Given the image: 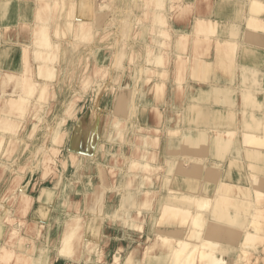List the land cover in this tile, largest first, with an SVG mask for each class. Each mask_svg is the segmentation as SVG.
<instances>
[{
    "label": "bare ground",
    "instance_id": "6f19581e",
    "mask_svg": "<svg viewBox=\"0 0 264 264\" xmlns=\"http://www.w3.org/2000/svg\"><path fill=\"white\" fill-rule=\"evenodd\" d=\"M111 1L117 4L119 0H110L107 3L105 0H0L1 14L7 16L8 13H13L17 9L20 15V19H18L20 31L28 30L31 33L30 37L15 42L5 36L6 43L0 45V153L5 154L11 149H21L19 143L21 139H30L28 138L29 132L23 134L21 133L22 129L31 123L33 130H36L38 122L42 120L43 117H40L38 110L47 100L43 99V96L48 92L51 93L50 86L53 82L55 69H68L72 65V61L79 58L76 54H71L79 52L82 47L88 45L91 38L96 36V32L88 29L89 25H93L95 22L89 19L90 24L86 26V21L81 19V13L79 15L74 13L78 4L91 16L96 12V19L107 22L106 24L114 20L122 22L123 35H130L132 34L130 30L134 28L135 24L140 23L141 7L145 4L155 3V8H157V24L155 26L161 29L157 28L158 32L152 36V39L156 41L154 52H145L142 62L135 63L133 66L134 70L136 67L139 68L138 76H142L138 77L135 83L133 82L134 84L126 89L129 94L125 102L126 105L123 106V114L128 127L124 129L121 126H124L122 120L109 125V130L106 132L107 139L102 145L103 148L98 151L108 155L107 165L104 164L102 168L109 171L111 176L117 170V163H115L117 158H122L126 163L124 166L127 167H122L118 177L121 182L118 181V184L114 185L115 187H108V183L105 185L95 183L96 189L94 190L95 197L103 196L105 198L113 192L114 194L120 193L118 200L121 205L125 206L111 209L116 213L124 212L125 215L122 217L116 215L115 219L121 220L128 226L132 224L144 231H140V239L133 241L126 237H114L113 240L118 244H115L118 252H115L111 262L106 264H247L256 252V249L252 247H255L258 239L259 241L264 239V220H258L256 217V212L264 209V204H262L264 201V180L258 181L257 174L251 176V169L246 171L244 168L242 169L244 161L240 155L244 151L245 165H248L250 161L255 166L264 164V69L241 65L236 59V55L239 51L242 54V60L249 61L248 59L252 58L255 61L257 59L256 62L259 65L261 61L258 59L260 56L256 52L257 49L237 43L240 41L237 38L240 33L239 23L216 20L204 13H197L194 18V28L190 32L187 22L190 17L189 0L188 3H182V0H133L134 3L136 2L134 10H131V6L126 3L127 0H124L122 8L116 5L117 10L109 12L108 10H112L110 8ZM206 1L208 3L209 0H202V2ZM246 5L244 13H242L243 6L238 7V22L245 20V14L247 25L250 28L264 30V20L259 16L264 13V0H246ZM177 6H180L181 11L177 10L178 13L175 14L172 11ZM21 11L26 12L21 15ZM49 11L55 12L56 15L60 13L61 17L64 16V20L59 21L60 25H56V21L52 22L54 21L51 19L52 14H47ZM73 16L74 18H72ZM174 17L185 21L186 26L183 30H175L171 19H175ZM32 21L35 22L30 24ZM56 26L60 35L54 36L52 28H56ZM167 27H172L175 31L168 32L164 29ZM59 28L68 31H60ZM96 28L94 27V30H97ZM229 28L231 36L224 37L223 35ZM101 29L104 33H108L109 29L112 30L109 24ZM75 30L76 34H74ZM142 31L144 33L142 38H145L147 30L143 28ZM160 37L175 38L170 41L172 48L177 49L170 56L174 68L169 70L162 68L164 60L167 59L163 51L171 50V48L163 47L162 44H165V40ZM129 40L136 41L132 38ZM117 41L120 55L116 56L119 52L115 51V56L110 64H101L95 57L92 60L93 63L89 64L88 71L82 69L85 78L82 80L84 89H79L71 95L67 105L68 109H66L70 111L69 117L63 115L58 119L56 126L50 130V141L46 145H39L40 156L36 164L31 167L33 176H36L37 172L42 174L44 169L50 170L53 167L55 162L53 155L60 150L56 143L60 141L64 127L70 119V109L74 105L73 111L79 107L77 103L86 97L91 81L98 86L99 101L96 103H102L100 100L102 95L108 93L109 87L117 84L118 76L116 75H120L122 72L126 73L127 63L126 61L122 63L121 59L125 49L127 51L125 46L127 41L121 37ZM192 41L195 54L190 57L186 48L188 42L191 44ZM63 43H65L64 47ZM215 43L217 44L215 45ZM204 44H207V54L209 49L215 47L216 57L211 61L204 59L203 54L200 55L204 51ZM142 45L149 46L146 42ZM58 51L70 54L58 53L55 55L54 53ZM92 51V55L95 56L99 49L94 47ZM19 53L22 54L21 69L14 71L11 69V63L14 55L17 56ZM128 53L125 56L129 60H133L132 55L128 57ZM45 55H47L46 58H44ZM127 58L126 60H128ZM54 59L61 60L64 66L60 63L57 67ZM186 62H190V65L187 66L189 70L184 67ZM104 66L111 69L110 76L108 77V71L106 73L108 79H99L97 78L98 73H101ZM153 68H158L160 78L173 70L176 75L184 74L186 83L177 79L176 86L169 90V95L173 93L174 96L180 97L179 94L182 92L187 95V90L190 88L188 97H191V101L182 103V101L176 100V103L155 106L160 110H156L155 113L163 119L160 122L162 127L151 128L146 123L150 121L145 119L144 123H140L133 114L130 115V107L132 103H137L138 107H147V116L150 114L148 106H151L152 103L148 102L147 92L145 91V94L142 95H138L137 92L142 91L144 80H146V70ZM219 69L227 75V83L224 85H218L215 80H211L213 73ZM239 70L242 72L237 79L236 71ZM189 71L192 73L187 78L186 75ZM58 76L59 74L56 73L55 77ZM85 76H89V81ZM236 79L240 83L238 86L234 85ZM114 81H116L115 84ZM194 83L206 84L207 87L193 90ZM165 90L163 87L162 92ZM237 92L241 95L235 96ZM204 94L207 95V103H197L194 100ZM161 98H164L165 101L172 99L171 96L165 97L162 94L158 97L163 101L161 103H165ZM236 99L239 103L236 102ZM47 101L49 103V100ZM91 111L92 114H96V117L102 116L104 112L95 106ZM185 111H190L193 115L185 121L183 118L180 119L181 122H176L175 126L171 127L170 124L176 119L172 115L168 118L165 117L174 112L182 115ZM112 117L113 120L117 119L116 115H112ZM237 124L238 126H236ZM151 131L156 134H152ZM127 132H129L128 135ZM169 133L176 135L177 147L174 148L176 150L169 149L170 144L173 145ZM138 136L140 142H136ZM160 138H162L160 144L157 142L155 145V142ZM163 141L166 143L162 144ZM96 144L101 145L98 142ZM77 147L76 144L68 154L60 152V155L62 154L66 161H71L74 165L79 156L89 155L88 152L78 151L77 153ZM0 164L6 165V161H1ZM24 168L22 166L21 170L15 174L16 178H23L21 176L23 174L20 172L24 171ZM102 177H104L103 174ZM87 178L88 182L95 180L91 175ZM115 178L113 175L112 179ZM94 182H92L93 185ZM39 184L42 187L43 182L41 181ZM30 185L27 183L20 186V192L17 194L19 209L34 204V193L29 191ZM69 186H63L62 196L65 200L70 193ZM230 186L234 190L229 189ZM41 190L43 194L50 192V189L46 187ZM83 190L75 191H79L85 196L93 191L90 188L86 191ZM154 196L155 200L152 198ZM238 197L242 202H238V206L232 205V202L237 201ZM3 204L0 201V206H4ZM41 209L44 208L41 207ZM105 209L106 202H98L94 206L96 213L85 211L88 220L80 214L70 213L65 220L67 228L62 235L59 250L61 257L59 254L55 255L53 260H49L48 263L80 264L81 261H84V264H100L98 259L101 250H98L96 256L93 252L95 243L99 244L86 239L83 229L89 221L92 224L97 223L96 226L100 225L99 221L105 216V214L102 215ZM38 212L39 210L35 208L34 214L40 217V212ZM131 213H136L137 216L141 214L136 218L140 221L136 222L131 217ZM148 216L151 218L150 221H147ZM144 218L147 219L146 222L141 221ZM34 222L38 226L46 225ZM251 226L255 230H252ZM119 230L122 233V230L125 229L119 228ZM125 231L129 232L130 230ZM18 233V229L13 228L8 233V241H0V264H12L14 261L20 260V256L23 254L21 248L24 239L19 236L24 235ZM239 234H243L244 237L239 239ZM104 243H109V240H104ZM77 246H82L84 252L83 256L76 260L74 259V249ZM230 247L234 248L231 252ZM40 248H42L41 245L35 247L34 253L28 256L38 257L40 253H37L36 250ZM121 248H125V252H120ZM123 253L127 256L126 259L121 255ZM233 253L234 255H232Z\"/></svg>",
    "mask_w": 264,
    "mask_h": 264
},
{
    "label": "rangeland",
    "instance_id": "374dc122",
    "mask_svg": "<svg viewBox=\"0 0 264 264\" xmlns=\"http://www.w3.org/2000/svg\"><path fill=\"white\" fill-rule=\"evenodd\" d=\"M99 1H103V0H99ZM110 0H105V3L109 2ZM123 1L124 0H119L117 2V4L113 1H111V5L110 8L112 10H108L109 12H113L115 11L116 5L120 8H122L123 6ZM188 0H182L183 2H187ZM115 3V4H114ZM126 3L128 4V6H131V10L136 9L134 4H136V2L134 3L133 0H127ZM188 3V2H187ZM184 3V4H187ZM148 4V3H147ZM127 6V5H126ZM180 7V6H179ZM178 6L176 7V9L174 8V10L172 11L173 13L177 14V10L181 11V8H179ZM142 10L141 11V18H140V23L139 24H135L134 28L132 26L133 29L130 30V35L128 34H124L122 33V29H121V25L122 22L120 23L119 21H111L108 22V24L110 25V27L112 28V30L109 29L108 33H104V31L101 29V27L103 26H107L108 24H106L107 22H103L101 20H97V15L95 14L96 12H94L93 16H91L86 10H83V8L78 4L77 5V10H74L75 14L81 13V19L83 18L86 21V26H88L90 24L89 19H91L92 21H94L95 23L93 25H89L90 27L88 29L96 32V36H94L93 38H91L92 40H90V42H88V45H85L84 47H82V49L79 50V52L71 54V55H77L79 58L77 60H73L72 61V65L65 70H60V69H55V75L53 77V82L51 87V93L48 92L46 95L43 96V99L46 98L48 101L46 100V102L42 105V107H39L38 110V114H40V117H43L42 120L40 122H38L37 128L36 130H33V126L31 127V123L29 125H25L22 129L21 133H26L29 132V137L30 139H21L20 146L21 149L18 150H14L11 149L9 151H7V153L5 154H1L0 153V162L1 161H6V165H1L0 164V201L3 202L4 206H0V241H8V233L11 229L13 228H17L19 231V235H24V236H19L20 238L23 237L24 241H23V247L21 248L23 251V254H21L20 256V260L19 261H14L12 264H49V260H53V258L55 257V255H60V252L58 251L59 249V245H60V238H59V234L61 231H63L64 227V231L66 230V223L64 225V218H61L59 223L52 228V230H50L48 227L47 229L46 227V221L48 220V210L47 207H45V205L40 204V206L44 209H41L40 206H38V204L36 205V210H39L40 214L38 217L40 221H36V222H41V223H45V226H38L36 225V223L34 221H32V219L30 218V212L33 206H35V204H31V205H27L24 209H19V202L17 200V194L20 192V186L21 185H25L27 183H30L31 185L29 186V191L32 193H34L39 187V182H47L48 184H52L49 183L53 180L56 179V181L59 179H64V186L66 185H70L68 188L69 196L68 198H72L76 192L79 196H85L82 193H79V191H75L77 189L86 191L89 190L90 188V183L87 184V187L85 188H74L73 185H75V181L78 179L80 180L81 178L87 180L88 176L91 175V177L93 176L91 174V171L94 167V165L98 164L100 168H102L104 166V164L107 165V157L108 155H106V153H102V151L98 152L99 150H101L102 145L104 144L106 138V132L109 130V125H112L113 123H115L116 121L122 120V123L124 124L121 125L124 129H127L128 125H127V120L124 117V114H114L111 113L110 111V106L113 104L112 101L113 99H115L118 94L122 93L121 89H123L122 87L127 86L130 82V80H132V84L131 86L135 83V80L142 76H138V71L139 68H135L134 70V64L135 63H139L142 61H138L136 62V58L138 56H142L141 60H143V56L145 54V52H154V48L156 46V41L152 39V36H154L158 31V29H161L160 27L156 28V14H157V8H155V3L153 4H149L145 6L143 5V7H141ZM145 8V9H144ZM26 12V11H21V15ZM184 13V12H181ZM47 14H52V22L55 23L56 21V25H60L59 21H63L64 20V16H59V14L56 15L55 12L53 11H49V13L47 12ZM46 16V13H45ZM264 16V14H263ZM74 18V16L72 17ZM78 18H80V16H78ZM104 18V17H103ZM175 18V17H174ZM102 19V17H101ZM173 21V18H171ZM89 22V23H88ZM169 22L171 23V20L169 19ZM103 23V24H102ZM55 25V24H54ZM99 26V27H98ZM94 27H97V30H94ZM143 28L147 30V36L145 38H142L143 36ZM54 30V36L56 35H60V33L57 30V26L56 28H52ZM166 31L171 32V31H175L172 27H167L164 28ZM60 31L63 30H67L64 28H59ZM68 31V30H67ZM65 31V32H67ZM72 31V29H71ZM104 33V34H103ZM137 33V34H136ZM76 34V30L75 33ZM167 35V33H166ZM164 35V36H166ZM125 38L127 43H125V46L127 48V51L125 49V53L122 56L121 62L125 63L126 60V53L131 51V55H132V59L133 60H129V63L131 64L130 67H132V69L130 71H128V73H130V76H127L128 73L125 71L126 73H121L120 75H116L118 76V81L117 84L109 87L108 88V93L102 95L101 97V102L102 103H96L99 101L98 99V86L96 83H94L93 81H91V86L89 87V92L87 93L86 97H83L82 100L80 101L79 107L73 111V107H71V116L69 121L67 122L66 126L64 127L63 130V135L60 138V141L56 143V145H58L57 147L60 148V150H58L57 154H54L53 156L55 157V162L53 163V167L48 170V169H44L42 174L40 173H35L36 176H33L32 172H31V167H33L36 162L38 161V158L40 156V153L38 148L39 145L41 146L42 144L48 143L50 141V130L51 128H53L54 126H56L57 124V120L60 119L63 115H70V111H67L66 109H68L67 105L69 103V98L71 97V95H73V93H75V91H78L79 89H84V85L82 83V80H84V76H83V72L82 69L84 68L85 71L89 70V64L93 63L92 60H94V58L96 57V59H99L101 64H110L113 61V58L115 56V51H118L119 53H117L116 56L120 55V51H119V45L117 44V39L119 38ZM130 38L136 40L135 42H133V40H129ZM161 38V37H160ZM164 39V43L162 44V46H167L166 48H171V50H166L163 51V54L167 57V59L164 60V66H162V68H166V69H170V68H174V63L172 62L173 60H171L170 56L173 53V51L175 50L174 48H172V43H170L171 40H175V38H168V37H164L161 38ZM142 40V41H140ZM92 41V42H91ZM132 41V42H131ZM139 41V42H138ZM144 42H146L147 44H149V46H145L142 45ZM218 42V41H217ZM132 43V45H130ZM217 43H215L216 45ZM138 45V46H137ZM191 44L188 42L187 48L186 50H189V46ZM207 46V44H205ZM65 46V43H63V47ZM206 46L204 47V51L207 54V50H206ZM96 47L99 49L98 53H96L95 56L92 55V49ZM124 47V46H123ZM63 49V48H62ZM97 50V49H96ZM177 50V49H176ZM175 50V51H176ZM204 51H202V53H200V55H204ZM58 53H62L60 51L54 53L55 55H58ZM63 54H70L69 52L67 53H62ZM26 55V54H25ZM47 55L44 56V58H46ZM125 56V57H124ZM190 56V55H189ZM189 56H186L187 58H189ZM207 56V55H206ZM105 57V58H104ZM173 57V56H172ZM109 59V60H108ZM108 60V61H107ZM54 63L57 65V67L60 65L61 60L59 59H54ZM127 63V65L129 64ZM63 64V63H62ZM95 65V62H94ZM188 65H190V62H186L184 64V67L189 70V67H187ZM64 66V64H63ZM104 68V69H103ZM101 69V73H98L97 78L99 79H106V73L109 71V75L110 76V68H106V66H104ZM12 69V68H11ZM13 70V69H12ZM147 72L145 73L146 75V80H144L143 86H142V91L137 92L138 95H142L145 94V91L147 92L146 95L148 96L150 93L153 95V103L150 104L149 111H152V118H154L155 120H153V122L150 120V122H146L151 128L154 127H162L161 125V117H159V114L155 113L156 110L160 111L157 107V105H162V104H170V103H176V100H178V97L174 96L173 93H171V95H169V90L172 88H174L176 86V81L177 79H181L182 82L186 83V79H185V75H176L175 71L173 70V75H174V80H173V87L172 85L169 86L168 84H171V73L170 71L167 72V74L163 75L162 78H160V76L158 75V68H153L152 70H146ZM56 73L59 74L58 77L56 76ZM188 73V72H187ZM133 74V75H131ZM188 75H186L187 77ZM87 78V80L89 81V76H85ZM56 78H58V80H55ZM60 78V79H59ZM132 78V79H131ZM189 78V77H187ZM108 79V78H107ZM185 79V80H184ZM202 80V78H201ZM162 81H166L165 83H163ZM134 82V83H133ZM114 84L116 83V81L113 82ZM161 83V84H160ZM131 86H128V88H130ZM165 87V91L162 92V88ZM161 91V92H160ZM165 95V97H172V99H168L167 101L164 100V98H161L164 100L165 103H161L163 102L162 100L158 99L159 96L161 95ZM180 95H186V93H180ZM241 95V93H235V96ZM89 96V97H88ZM105 97V98H103ZM175 98V101L173 102V98ZM181 97V96H180ZM179 97V98H180ZM191 97L188 98L187 101H182V103H188ZM197 101V103H207V95H200L198 97V99H194ZM136 101V100H135ZM155 101V102H154ZM149 102V101H148ZM150 103V102H149ZM137 103H132V106L130 107V115L133 114L140 123H144L145 119L149 121L148 117L146 115V108L144 107H138L136 105ZM140 104V103H138ZM98 107L101 110H104L102 116L100 117H96V114H92V107ZM124 110V109H122ZM185 113V114H184ZM182 115L181 114H177V112L174 113H169L165 118L171 117L170 115H172L176 121L172 122L170 124V126L172 127L173 125L175 126L176 122H181L180 119H184L187 120L188 118H190L193 114L190 111H185ZM112 115H116L117 119L113 120ZM150 115V116H151ZM187 115H189V117L187 118ZM171 119V118H170ZM180 120V121H179ZM34 121H36L34 119ZM117 123V122H116ZM238 126V124L236 125ZM104 127V128H103ZM121 127V128H122ZM102 130V132H101ZM127 131V130H126ZM137 132V131H135ZM79 137H78V135ZM129 132H127L128 135ZM152 134H156L154 131H151ZM76 135V136H75ZM170 136V140H173V145L170 144L171 146L169 147L172 148L173 150H176L174 148H176L177 146V139H176V135L174 133H169ZM78 137V140L76 139ZM172 137V139H171ZM140 142V137L138 136V139L136 142ZM162 141V138H160L159 140H157L155 142H158L160 144V142ZM99 143L101 145H97L96 143ZM78 145V147L76 148V152L78 153V151H82V152H88L89 155L88 156H79V159L77 161V163H75L73 165V163H71V161H66L64 159V156H62L61 153H65L68 154L69 150H71V148L74 145ZM44 148V146H42ZM36 152V153H35ZM139 154V153H136ZM60 157V158H59ZM113 160V159H112ZM115 161V160H114ZM114 163V162H113ZM117 163V170L115 172H113L112 174L114 175V178L116 176V178L113 180L112 182H114L113 184L116 186L118 184V181H120L118 179L119 175H120V171L122 170V167H127L124 166L126 163H124V160L122 158H117L116 162ZM250 163V164H249ZM248 163V170L251 169L250 174L251 176H253V174H257V178L259 177V180H261V176L260 174L264 173V164L255 166L253 162H249ZM24 166V171H21L20 173H22L23 175H21L23 178H16L15 174L18 173L21 170V167ZM129 167V166H128ZM244 168V166H242V169ZM110 173V172H109ZM40 174V175H39ZM111 175V173H110ZM112 175V176H113ZM41 176V177H40ZM87 176V177H86ZM111 176V178H112ZM34 177V179H33ZM30 178V179H29ZM92 178H97V177H92ZM101 179H105L101 176L99 177ZM51 180V181H50ZM258 181H255L256 183H258ZM121 182V181H120ZM37 183V184H36ZM242 185H244V182H242ZM158 187V186H156ZM96 189V187H95ZM229 189L234 190V188H232V186L229 187ZM48 194V193H47ZM49 194H52L51 192H49ZM120 194V193H119ZM153 195V194H152ZM151 195V196H152ZM67 198V199H68ZM153 200H155V196L152 197ZM71 202H68L66 200H64L63 202V207L67 208L68 213H70L71 211H73L74 209V200L70 199ZM238 202H242V200H240V198H237V201H233L232 205H237L238 206ZM71 203V204H70ZM262 204H264V201H262ZM79 205H75L76 210L80 212L83 211L84 214H80V213H76V214H80L84 217L87 216V214H85L86 209L88 210V203H84L82 209L79 208ZM115 206V207H114ZM117 206H125V205H121L117 203H113L112 200V204L110 206V210L109 214L111 215V223H113L114 225L119 226V228L121 229H125V230H130L125 231L122 230V233L120 232V230L117 231L116 233V237H123V238H128L130 240H136V239H140L139 235L137 234L139 231H144L143 229L141 230L140 228H137L136 226H133L132 224H130V226H128L127 224L123 223L121 220H116L115 217L117 215V217H122L124 216V212L119 211L118 213H116L113 209L117 208ZM113 208V209H111ZM245 208V207H244ZM113 210V211H112ZM246 211V210H245ZM38 212V213H39ZM131 217L135 219V221H140L139 219L136 220V218H138V216H141V214H137L136 213H131ZM10 215H12L10 217ZM61 216L63 217V214H61ZM245 216V215H243ZM46 217L47 219H45L46 221L43 220V218ZM50 217V215H49ZM256 217L258 218V220H264V209L257 211L256 212ZM147 218V217H146ZM144 218V220L142 219L141 221L146 222L150 221L151 218L148 216V218L146 219ZM132 225V226H131ZM135 228V229H134ZM138 229V230H136ZM252 230H255L253 226H251ZM45 232H47V234H45ZM48 232H50V234H48ZM242 237H244L243 234H239L238 238L241 239ZM108 240L113 241L112 237L111 239L108 238ZM225 240V239H223ZM229 241V240H228ZM231 242V241H230ZM128 244V242H127ZM39 245L42 246V248L37 249V253H40V255L38 257H30L28 255H32L34 253L35 247H38ZM110 247V246H109ZM254 249H256L255 255H252V260H249L247 264H264V239L259 241H257L255 247H252ZM103 249V248H102ZM100 252L99 254V259L98 262L100 264H106V263H110L111 260L113 259V255L109 254L105 249ZM233 247H230L229 250L231 252V250H233ZM44 250V251H41ZM91 250V249H90ZM94 250V248H93ZM122 248L120 250V252H122ZM118 252V251H116ZM64 255V254H63ZM121 255H124L121 254ZM231 256V254H229ZM234 255V253L232 254ZM78 257V256H77ZM77 257H75L74 259H76ZM124 257V256H123ZM127 257V256H126ZM67 259V258H66ZM84 261H81L80 264H84ZM144 263V261H143ZM73 264V263H72ZM245 264V263H244Z\"/></svg>",
    "mask_w": 264,
    "mask_h": 264
},
{
    "label": "crops",
    "instance_id": "0c3cea01",
    "mask_svg": "<svg viewBox=\"0 0 264 264\" xmlns=\"http://www.w3.org/2000/svg\"><path fill=\"white\" fill-rule=\"evenodd\" d=\"M240 5L243 6L242 13H244L245 12L244 9H246V7H247L246 0H209L208 3H207V1L202 2V0H189L190 17H188V21H187L188 22V29L190 32L193 30L194 25H195L194 18L196 17L197 13H199V12L204 13V14H206V16L212 17L216 20L232 21L235 23H239L240 33H239V35H237V38L240 41L237 43H243L245 45L255 47L257 49L256 52L260 56L258 59H260L261 64H259L260 66L258 65V63L256 62L257 59L255 61L252 58L251 59L249 58L248 59L249 61L242 60L241 59L242 54L239 51L237 52L236 59H238V62L241 65H247L248 67L249 66L250 67L255 66V67H260V68L264 69V30L260 29V28H258V29L250 28L247 25L245 14H244L245 20H241L240 22H238L239 21L237 19L238 7ZM263 14L264 13H261L259 16L264 20ZM18 19H20V15H19L17 9L15 10V12L8 13L7 16H3L1 14V5H0V45H3L6 43L5 42L6 41L5 36L9 37V39H11L12 42H15L18 40L21 41V40H24L25 38H28L31 36V33L28 30L23 31V32L20 31L21 27H18V26H20ZM34 22L35 21H32L30 24H33ZM172 24H173L175 30H183L184 27L186 26L185 21L182 19H179V18L173 19ZM230 34L231 33H230V28H229L223 36L224 37H230L231 36ZM244 37L247 39H245ZM203 46L205 47L206 45L204 44ZM239 49L241 51V48H239ZM188 53H189L190 57H193V54H195L194 49H193V41L191 42V45L189 46ZM128 54H129L128 57H130L131 52H129ZM21 55L19 53V55H17V56L14 55V57H13V60L11 63V68L14 71H19L21 69V66H20L21 65ZM141 57H142L141 55L138 56L136 58V62H137V60L141 61ZM215 57H216V55H215V47L214 46L211 49H209L207 56H206V53L204 51V59L211 61V59H214ZM127 59H128V61H126V63H129V58H127ZM130 65H131L130 63L127 65V68H126L127 73H128V71H130L132 69V67H130ZM222 71L223 70L219 69L218 71H215L212 75L213 79H211V80H215L216 82L215 81H213V82L217 83L218 85H221V84L224 85V83H227V79H226L227 75ZM236 72H237L236 76L238 79V77L241 76L242 70H239ZM190 73H192V71L188 72L187 77H190ZM131 75H133V74H131ZM127 76H130V73H128ZM214 77H216V78H214ZM170 79H171V84H168L169 86L172 85L173 80H174L173 73H171ZM237 79L234 81V85H236V86L240 85L239 80H237ZM131 84H132V80H130V82L127 86L122 87L123 88V89H121L122 93L118 94V96L115 99H113V101H112L113 104L110 106L111 107L110 108L111 113H114L117 115L124 113V111L122 109H123V106L126 105L125 102L128 98V94H129V92L126 89L128 88V86H131ZM205 85L206 84L200 85L198 83H194V87L192 89L194 90V89H198L199 87H207ZM172 87H173V85H172ZM187 93H188L187 95H183V96L180 95L181 97L180 98L178 97V101L179 102H181V100L183 102L187 101L189 98L188 96L190 94V88L187 90ZM220 96H221V94H220ZM147 99L149 100L150 103H153L152 102L153 101V95L151 93L147 96ZM172 101L174 102L175 98H173ZM236 102L239 103V101L237 99H236ZM151 114H152V111L150 112L148 119H149V121L151 120L153 122V120H155V119L152 118ZM188 117H189V115H187V118ZM165 143H166V141L162 142V144H165ZM243 152H241L242 154L240 156L243 158L244 170L246 171V170H248V166L245 165L246 155ZM263 167H264V165H263ZM221 171H222V169H221ZM101 173L104 175L103 178H105V179L99 178L101 176ZM91 174L93 175L92 177H97V178H95V180L93 179L92 181L88 182V180H85L84 176H83V178H81L80 180L77 179L75 181V185H73V187L75 189L81 188V187L85 188V186L90 183L91 184L90 189L93 191L91 193H88L89 194L88 196H82V195L79 196L76 192V194L72 198H68V199H66V201L71 202L70 199L74 200V209L70 213H80V214H84V213L81 210H80V212L77 211L75 205L80 204L79 208L82 209L83 204L88 203V210L87 209L86 210L90 211V213H96L94 211V206H96V204L100 201L106 202V209L102 213V215L105 214V216H103L102 220L99 221L100 225L96 226L97 223L92 224L89 221L86 224V226H84L83 230L85 232V238L86 239L92 240V241L97 242L99 244V245H96V243H95V248L93 250L95 256L97 255L98 250H100L102 248L105 249L109 254L113 255L117 251L116 245H118L113 240V238L116 237L115 235H116L117 231L119 230V226L111 223V215L109 214V211H110V206L112 204V200H113L114 204L115 203H117V205L120 204V200H118L120 194H118V193L114 194V192H113L111 195L106 196L105 198L103 196L95 197L94 196L95 183H102L104 185H105V183H108V187H112V188L115 186L112 182V178H111L109 171H105V168L104 169L100 168L98 164L94 165V167L91 171ZM260 176H261V180H264V173L260 174ZM92 182H94V185L92 184ZM49 183H52V184H48L47 182L44 181V183L41 184L42 187L39 185V187L36 190L35 195H34V204H35V206L37 203L42 204V205H45V207H47V209H49L48 213H49L50 217L46 216V217H48V220L47 221L45 220V219H47L46 217H44L43 220L46 221V224H47L45 228L47 229V227H48L50 230H52V228L55 225L57 227V224L59 223L61 218H64L63 223L65 225V220L69 216L70 213H68L67 208L63 207V205H62L64 200H65V198L62 196L64 179H60V180L58 179L57 181L55 179ZM43 187L50 189V192H53V193L52 194H49V193L43 194V191L41 190V188H43ZM35 206L32 207V209H31L30 218L33 221H40L39 218L37 217V215L34 214V209L36 208ZM61 214H63V217L61 216ZM86 218H87L86 220H88V217H86ZM64 229H65V227H64ZM64 229L59 234L60 245H59L58 251L61 248V241H62V235L64 233ZM140 233L141 232L139 231L137 234L140 235ZM45 234H47V232H45ZM48 234H50V232H48ZM111 237H112L113 241L109 240V243H104V240H108V238L111 239ZM122 250H123L122 252H125V248L124 249L122 248ZM83 252H84V250H83L82 246H79V247L77 246L74 249V258L77 256L79 258H81L83 256ZM123 256H124V258L126 257L125 254ZM60 257H61V255H60ZM77 258H76V260H77ZM67 264H72V263H67Z\"/></svg>",
    "mask_w": 264,
    "mask_h": 264
}]
</instances>
